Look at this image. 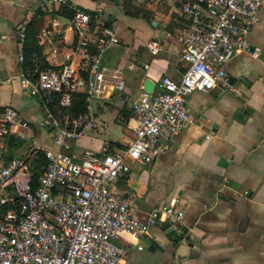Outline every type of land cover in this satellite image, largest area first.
Here are the masks:
<instances>
[{"label": "crops", "instance_id": "1", "mask_svg": "<svg viewBox=\"0 0 264 264\" xmlns=\"http://www.w3.org/2000/svg\"><path fill=\"white\" fill-rule=\"evenodd\" d=\"M87 1L92 4L0 0V107L21 111L29 121L24 130L30 136L0 138L8 156L16 155L14 151L27 154L35 142L46 146L54 141L53 131L44 122V105L19 82L16 29L22 23L34 29L40 46L26 58L35 55L41 63L50 55L40 41L42 26L56 18L64 29L63 38L57 40V63L74 39L67 27L73 14L63 13V5L92 14V39L103 24L113 26L119 37L105 50L103 61L122 69L125 86L109 97L86 99V111L96 125L68 141L67 151L76 156L86 148L105 147L112 152L126 146L136 124L129 100L140 94L143 80L149 78L156 85L163 73L180 79L186 62L179 36L188 25L179 10L182 0ZM247 38L258 55L238 52L224 64L227 83L236 91L219 83L190 92L187 102L194 122L177 133L154 161H132L129 172L113 183V190L129 197L132 213L140 220L173 199L184 212L176 223L184 234L177 240L160 227L164 221L150 227L142 248L131 235L121 233L116 238L124 247L119 264H264V0ZM150 39L161 42L158 53L149 50Z\"/></svg>", "mask_w": 264, "mask_h": 264}, {"label": "built area", "instance_id": "2", "mask_svg": "<svg viewBox=\"0 0 264 264\" xmlns=\"http://www.w3.org/2000/svg\"><path fill=\"white\" fill-rule=\"evenodd\" d=\"M66 0H41L47 2ZM262 0H182L179 10L188 25L179 36L186 67L180 79L163 73L151 92L144 89L129 100L136 115L133 138L124 147L84 149L69 153L68 141L96 125L89 111L74 114L69 108L74 93L82 90L88 101L122 90L125 77L120 67H109L103 53L119 37L113 26L101 25L92 39V14L75 8L67 23L74 39L57 63V40L64 35L58 19L42 26L39 37L50 51L46 62L35 55L26 58L23 44L27 24L16 29L19 42V82L45 107L44 122L51 128L50 145L32 143L22 156H8L0 144V264H119L124 247L116 242L121 233L135 238L138 248L160 221L176 224L183 209L175 200L149 211L145 220L135 217L127 195L113 190L117 178L129 172L131 162L149 164L165 150L172 138L194 122L187 96L227 83L224 64L238 52L253 56L247 33L258 19ZM147 46L158 53L161 42ZM78 57L77 61L74 59ZM28 119L12 106L0 107V138L28 139ZM53 145L57 148L53 149ZM42 152L47 159L31 190L28 157Z\"/></svg>", "mask_w": 264, "mask_h": 264}, {"label": "trees", "instance_id": "3", "mask_svg": "<svg viewBox=\"0 0 264 264\" xmlns=\"http://www.w3.org/2000/svg\"><path fill=\"white\" fill-rule=\"evenodd\" d=\"M61 11L68 15H72L74 12V10L72 8H69L67 5H63ZM39 47L40 46H38V43L36 41L34 29L32 27L27 29L26 37L23 44V51L25 56L27 57L29 52L31 51H39ZM86 103V94L84 93V91H78L74 93L72 97V102L69 110L74 114L84 112L86 111ZM9 142L13 143V139ZM14 144H16V142ZM27 161L30 189L32 190L36 185V179L38 175L44 170L46 166L47 159L42 152H37L32 156L28 157Z\"/></svg>", "mask_w": 264, "mask_h": 264}, {"label": "water", "instance_id": "4", "mask_svg": "<svg viewBox=\"0 0 264 264\" xmlns=\"http://www.w3.org/2000/svg\"><path fill=\"white\" fill-rule=\"evenodd\" d=\"M118 2V0H114ZM155 86V82L149 78H145L143 80V89L151 92L153 87ZM160 227L165 230V233L170 235L172 239L177 240L179 237H182L184 234V229H180L177 224H170L167 221L160 222Z\"/></svg>", "mask_w": 264, "mask_h": 264}, {"label": "rangeland", "instance_id": "5", "mask_svg": "<svg viewBox=\"0 0 264 264\" xmlns=\"http://www.w3.org/2000/svg\"><path fill=\"white\" fill-rule=\"evenodd\" d=\"M84 2H86V4H92L91 2H89V1H87V0H83ZM47 127H49V126H47ZM50 128V127H49ZM51 129V128H50ZM19 140H21V139H19ZM71 143L73 142L72 140L70 141ZM14 154H16V155H14V156H22V155H17V154H19V152L18 151H14L13 152Z\"/></svg>", "mask_w": 264, "mask_h": 264}, {"label": "bare ground", "instance_id": "6", "mask_svg": "<svg viewBox=\"0 0 264 264\" xmlns=\"http://www.w3.org/2000/svg\"><path fill=\"white\" fill-rule=\"evenodd\" d=\"M56 148H57V146H56Z\"/></svg>", "mask_w": 264, "mask_h": 264}]
</instances>
